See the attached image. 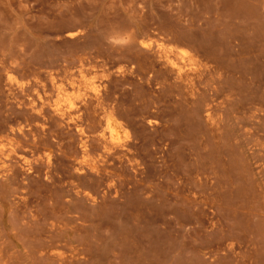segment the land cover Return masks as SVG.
I'll list each match as a JSON object with an SVG mask.
<instances>
[{
	"label": "rangeland",
	"instance_id": "obj_1",
	"mask_svg": "<svg viewBox=\"0 0 264 264\" xmlns=\"http://www.w3.org/2000/svg\"><path fill=\"white\" fill-rule=\"evenodd\" d=\"M0 264H264V0H0Z\"/></svg>",
	"mask_w": 264,
	"mask_h": 264
},
{
	"label": "bare ground",
	"instance_id": "obj_2",
	"mask_svg": "<svg viewBox=\"0 0 264 264\" xmlns=\"http://www.w3.org/2000/svg\"><path fill=\"white\" fill-rule=\"evenodd\" d=\"M94 89H95V91H96V92L98 91V88H97L96 86H95V88H94ZM115 138H116V137H115Z\"/></svg>",
	"mask_w": 264,
	"mask_h": 264
}]
</instances>
